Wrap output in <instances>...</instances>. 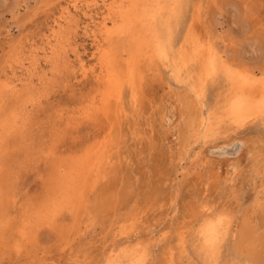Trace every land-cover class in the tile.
<instances>
[{
	"label": "rangeland",
	"instance_id": "obj_1",
	"mask_svg": "<svg viewBox=\"0 0 264 264\" xmlns=\"http://www.w3.org/2000/svg\"><path fill=\"white\" fill-rule=\"evenodd\" d=\"M74 1L0 0V264H264V112L232 114L264 94V0Z\"/></svg>",
	"mask_w": 264,
	"mask_h": 264
},
{
	"label": "bare ground",
	"instance_id": "obj_2",
	"mask_svg": "<svg viewBox=\"0 0 264 264\" xmlns=\"http://www.w3.org/2000/svg\"><path fill=\"white\" fill-rule=\"evenodd\" d=\"M84 1V0H83ZM108 1V0H107ZM180 1H182V0H180ZM179 1V2H180ZM128 2V1H127ZM79 3H80V0H75L74 1V4H73V6H74V8L75 9H77L78 10V5H79ZM120 4H121V6H120V9H121V11L122 10H124V3H123V1L121 0L120 2H119ZM172 4V3H171ZM155 5V4H154ZM179 5H181L180 3H179ZM126 6V5H125ZM167 6V5H166ZM171 7V6H170ZM108 8V7H107ZM129 9V8H128ZM177 9H179L178 7H177ZM113 8L111 7V8H109V12H113ZM162 10V9H161ZM76 11V10H75ZM128 11V10H127ZM137 11L138 10H134V12L132 13V15L133 16H135V18H137L138 19V14H137ZM178 11V10H177ZM166 12H168V11H166ZM180 12V11H179ZM176 13V12H175ZM178 13V12H177ZM168 14V13H167ZM178 14H180V13H178ZM177 14V16H179ZM165 15V14H164ZM170 15V14H169ZM143 16H145V15H143ZM125 18V17H124ZM134 18V17H133ZM132 18V19H133ZM174 18V17H173ZM136 19V21L135 22H137L138 20ZM59 20V19H58ZM62 20L64 21V23H66V24H70L71 23V21H72V17H71V12L69 11V9H66L63 13H62ZM93 20H94V18H93ZM107 19L106 18H104V22H103V24H100V25H96L95 24V26L98 28L99 27V29L101 30V33L102 34H108V30H106V24H105V21H106ZM122 21V20H121ZM134 21V20H133ZM131 22V23H134V22ZM62 22V21H61ZM93 22H95V20L93 21ZM124 22H126V24H127V21H124ZM55 23H56V21H55ZM126 24H124L123 26H125ZM57 26H62V24H60V22L59 23H57ZM68 26V25H67ZM122 26V27H123ZM128 26V25H127ZM126 26V27H127ZM134 26V25H133ZM126 27H123L124 29L126 28ZM129 28H130V26H128ZM117 28H118V26H117ZM145 28V27H144ZM52 29V28H51ZM64 29V28H63ZM62 29V30H63ZM116 29V28H115ZM118 29H121V28H118ZM123 29V30H124ZM146 29V28H145ZM53 30V29H52ZM118 31V30H117ZM127 31V30H126ZM58 32V31H57ZM121 32H123V33H125L126 34V32H124V31H121ZM122 33V34H123ZM197 33V32H196ZM100 34V33H99ZM117 34V33H116ZM115 34V35H116ZM119 34V33H118ZM134 34V33H133ZM193 34H195V33H193ZM59 35V34H58ZM54 31L52 32V34L51 35H49V36H47L48 37V45H52V42H53V39H55L56 38V36H58ZM65 35V34H64ZM120 35V34H119ZM127 35V34H126ZM125 35V36H126ZM98 36V35H97ZM108 36H109V34H108ZM111 36V35H110ZM120 36H122V35H120ZM120 36H115V39L117 38V37H120ZM128 36V35H127ZM126 36V38L128 39V38H130L129 36L127 37ZM123 37V36H122ZM59 38V37H58ZM145 38V37H144ZM153 38V37H152ZM187 38V37H186ZM61 39H63V38H61ZM112 39V38H111ZM117 39H119V38H117ZM117 39H116V41H117ZM124 39V38H123ZM64 41V40H63ZM116 41H113V43L114 42H116ZM59 42V41H58ZM62 42V41H61ZM60 42V43H61ZM69 42V41H68ZM123 42V41H122ZM122 42H120V43H122ZM125 42H127V41H125ZM157 42V41H156ZM155 42V43H156ZM189 42V41H188ZM190 42H192V41H190ZM113 43H112V45H113ZM119 43V44H120ZM131 43V42H130ZM133 43H135V45L137 46V49H139V48H141V45L144 43L143 42V40L141 39V38H139V40H138V38L135 40V41H133ZM185 43V42H184ZM67 44V43H66ZM118 44V45H119ZM188 44V43H187ZM187 44H186V48H187ZM71 45V44H70ZM111 45V44H110ZM153 45V44H152ZM193 45V44H192ZM159 46V45H158ZM184 46H185V44H184ZM49 47V46H48ZM52 47V46H51ZM59 47V46H58ZM69 47V46H68ZM112 47H114V46H112ZM112 47H110V48H112ZM62 48H64V47H62ZM110 48H108V49H110ZM117 48H118V46H117ZM133 48H135V47H133ZM153 48V47H152ZM190 48V47H189ZM208 48V47H207ZM66 49V48H65ZM74 49V48H73ZM127 49V48H126ZM131 49V48H130ZM180 49V48H179ZM45 50V49H44ZM76 50V49H75ZM117 50V49H116ZM133 50H135V49H133ZM161 50V49H160ZM158 51L159 53H161V51ZM211 50V49H210ZM66 51V50H65ZM113 52L115 51L114 49L112 50ZM120 50H118V52H119ZM124 51V50H123ZM131 51H132V49H131ZM137 51H139V52H137V53H140V49L139 50H137ZM144 51V50H143ZM182 51H183V49H182ZM193 51H194V49H193ZM199 51V50H198ZM36 52V51H35ZM52 52V51H51ZM78 52V51H77ZM105 52V51H104ZM107 52V51H106ZM130 52V51H129ZM133 52V51H132ZM136 52V51H135ZM157 52V53H158ZM174 52V51H173ZM187 52V51H186ZM40 53V52H39ZM66 53H67V51H66ZM112 53V52H111ZM117 53V52H116ZM145 53V52H144ZM53 54V53H52ZM105 54V53H104ZM113 54H115V53H113ZM119 54V53H118ZM121 54H122V51H121ZM132 54V53H131ZM131 54H129L130 56H131ZM134 54V53H133ZM163 54V53H162ZM172 54V53H171ZM174 54V53H173ZM202 54V53H201ZM209 54V53H208ZM107 55H108V53H107ZM106 55V56H107ZM204 55V54H203ZM37 56V55H36ZM105 56V57H106ZM115 56V58H117L116 57V55H114ZM135 56H136V54H135ZM140 56V55H139ZM143 56V55H142ZM158 56V55H157ZM160 56H161V54H160ZM172 56V55H171ZM197 56V55H196ZM201 56V55H200ZM212 56H213V54H212ZM122 57V56H121ZM132 57V56H131ZM162 57V56H161ZM166 57V56H165ZM185 57H187V56H185ZM191 57H193V56H191ZM201 57H204L205 58V56H201ZM25 58V57H24ZM56 58V57H55ZM133 58V57H132ZM136 58V57H135ZM134 58V59H135ZM143 58V57H142ZM147 58V57H146ZM190 58V57H189ZM200 58V57H199ZM106 59H107V57H106ZM104 57H101L100 58V62H99V64H100V68H101V71H102V73L105 75V82H103L102 81V79H103V77H102V79H101V81H102V83L105 85H107V87H108V89H115L117 86H119L118 84H119V77H118V73H119V71H120V69L117 67V70H118V72L116 71V70H114V68H113V66L111 65V64H109L108 63V60H106ZM119 60H120V56H119V58H118ZM129 59H130V57H129ZM128 59V60H129ZM137 59V58H136ZM159 59H160V57H159ZM164 59H166V58H164ZM171 59V58H170ZM170 59H169V61H170ZM173 59V58H172ZM172 59H171V61H172ZM203 59V58H202ZM117 60V59H116ZM122 60V59H121ZM126 60V59H125ZM127 60V61H128ZM130 60H132V59H130ZM138 60V59H137ZM177 60V59H176ZM207 61H208V58L206 59ZM214 60V59H213ZM110 61V60H109ZM114 61V60H113ZM136 61V60H135ZM141 61V60H140ZM166 61V60H165ZM194 61V60H193ZM200 61H201V58H200ZM203 61V60H202ZM138 62V61H137ZM142 62V61H141ZM143 62H144V60H143ZM142 62V63H143ZM148 62H150V60H148ZM190 62V61H189ZM188 62V63H189ZM195 62H197V61H195ZM115 63H117V62H115ZM115 63H112L113 65L115 64ZM140 63V62H139ZM176 63V62H175ZM178 63H180V62H178ZM182 63V62H181ZM214 63V62H213ZM137 64V63H136ZM136 64H135V66H136ZM197 64V63H196ZM201 65H200V68H202V70H204V72H207V71H209V69L211 68V67H213V65L214 64H212V61H210V62H208V63H206V61H205V63H200ZM126 65V64H125ZM193 65V64H192ZM119 66V65H118ZM121 66V65H120ZM119 66V67H120ZM127 66H128V63H127ZM134 66V67H135ZM147 66H149V65H147ZM151 66H153V65H151ZM179 66V65H178ZM182 66V65H181ZM115 67H116V65H115ZM144 67H145V65H144ZM182 67H184V66H182ZM82 68H83V72H84V75L86 76L87 75V73H88V70H87V68H86V66L85 65H82ZM90 68V67H89ZM121 68V67H120ZM146 69H148L149 67H145ZM154 68V67H153ZM173 68H175V67H173ZM173 68H172V70H173ZM179 68V67H178ZM192 68H195V67H192ZM98 69V68H97ZM142 69V68H141ZM223 69V68H222ZM124 70H125V68H124ZM135 70V69H134ZM213 70V69H212ZM30 71V70H29ZM93 71V70H92ZM121 71H122V69H121ZM186 71H187V69H186ZM191 71V70H190ZM189 71V72H190ZM176 72V71H175ZM174 72V73H175ZM199 72V71H198ZM211 72H213V71H211ZM210 72V73H211ZM124 73V72H123ZM123 73H120L121 75L123 74ZM136 73H137V68H136ZM179 73V72H178ZM178 73L177 74H174V75H178ZM185 73V72H184ZM194 73V72H193ZM90 74V73H89ZM141 74H143V71H142V73ZM181 74H183L182 73V70H181ZM195 74V73H194ZM200 74H202V72L200 73ZM205 74V73H204ZM226 74H228V73H226ZM193 75V74H192ZM213 75V74H212ZM243 75V74H242ZM34 76V75H33ZM60 76V75H59ZM99 76V75H98ZM149 76V75H148ZM180 76H182V75H180ZM184 77H185V75H183ZM208 76H209V74H208ZM83 77V76H82ZM141 77V76H140ZM177 77V76H176ZM192 77V76H191ZM190 77V78H191ZM199 77H200V75H199ZM210 77V76H209ZM143 78H144V75H143ZM143 78H141V79H143ZM181 78H183V77H181ZM186 78V77H185ZM188 78H189V76H188ZM189 78V79H190ZM193 78V77H192ZM194 78H196V77H194ZM193 78V79H194ZM201 78H202V76H201ZM208 78V77H207ZM140 79V78H139ZM177 79V78H176ZM179 79V78H178ZM203 79H204V76H203ZM89 80V79H88ZM99 80V79H98ZM135 80H137V79H135ZM185 80V79H184ZM198 80V79H197ZM200 80V79H199ZM205 80V79H204ZM100 81V82H101ZM143 81H145V79L143 80ZM241 81V80H240ZM252 81V80H251ZM99 82V83H100ZM137 82V81H136ZM244 83H245V81H243ZM98 83V84H99ZM145 83V82H144ZM147 83V82H146ZM178 83V82H177ZM199 83V82H198ZM247 83V82H246ZM251 83V82H250ZM141 84V83H140ZM148 84V83H147ZM204 84V83H203ZM248 84H249V82H248ZM4 85V84H3ZM2 85V86H3ZM8 85V84H7ZM11 85V84H10ZM9 85V86H10ZM13 85V84H12ZM102 85V84H101ZM69 86V85H68ZM134 86H135V84H134ZM141 86V85H140ZM144 86H146V85H144ZM152 86V85H151ZM202 86V85H201ZM4 87H5V85H4ZM15 87V86H14ZM251 87V86H250ZM253 87V86H252ZM3 88V87H2ZM103 88H104V86H103ZM106 88V87H105ZM135 88H137L136 86L134 87V89ZM149 88V87H148ZM254 88H255V86H254ZM257 88V87H256ZM100 89V88H99ZM143 89V88H142ZM16 90V89H15ZM104 90V89H103ZM135 90H137V89H135ZM144 90V89H143ZM147 90V89H146ZM109 91V90H108ZM4 92H6L5 90H4ZM100 92H102V91H100ZM117 92V91H116ZM252 92V91H251ZM255 93H256V90L254 91ZM141 92H139V94H140ZM253 93V92H252ZM259 93H260V91H259ZM1 94V93H0ZM7 94V93H6ZM113 94H115V93H113ZM137 94V93H136ZM171 94V93H170ZM4 95V94H3ZM100 95H101V93H100ZM258 95V94H257ZM8 96V95H7ZM108 94L107 93H104L103 95H102V99H101V102L102 103H104L105 101H106V99L108 98ZM111 96H113V95H111ZM114 97V96H113ZM112 97V98H113ZM135 97V96H134ZM138 97V96H137ZM136 97V98H137ZM172 97V96H171ZM1 98V97H0ZM93 98V97H92ZM115 98V97H114ZM175 98V97H174ZM180 98V97H179ZM94 99V98H93ZM183 99V98H182ZM0 100H2V99H0ZM4 100V99H3ZM35 100V99H34ZM85 100H87V99H85ZM89 100V99H88ZM87 100V101H88ZM92 100V99H91ZM111 100L112 99H109V101H110V103H111ZM116 100H117V98H116ZM9 101V100H8ZM46 101V100H45ZM86 101V102H87ZM90 101V100H89ZM89 101H88V103H89ZM95 99L93 100V101H91V105L92 106H94L95 105ZM98 101V100H97ZM109 101H107V103L109 102ZM114 101V100H113ZM135 101V100H134ZM180 101V100H179ZM85 102V103H86ZM136 102H137V99H136ZM167 102V101H166ZM169 102V101H168ZM175 102V101H174ZM176 102H177V100H176ZM3 103V102H2ZM30 103V102H29ZM31 103H33V102H31ZM84 103V104H85ZM96 103H98V102H96ZM135 103V102H134ZM172 103V102H171ZM109 104V103H108ZM167 104V103H166ZM98 105V104H97ZM117 105V104H116ZM118 105H119V103H118ZM171 105V104H170ZM0 106H1V104H0ZM90 106V105H89ZM164 106V105H163ZM172 106V105H171ZM87 107V106H86ZM178 107H179V105H178ZM85 108V107H84ZM93 108V107H92ZM105 108V107H104ZM167 108V107H166ZM171 108V107H170ZM172 108H174V107H172ZM27 109V108H26ZM60 109V108H59ZM219 109V108H218ZM20 110V109H19ZM45 110V109H44ZM85 110H87V109H85ZM96 110H98L99 111V109L98 108H96ZM164 110V109H163ZM166 110V109H165ZM173 110H175V109H173ZM172 110V111H173ZM182 110V109H181ZM232 110H233V112H232V114H233V120L235 121V122H237V123H247L249 120H252V119H254L255 117H257V116H259V115H262V113L264 112V94H262V95H260L259 94V96L257 97V96H255V95H252V97L251 98H249V96H246V95H239V97H237V99L235 100V105H234V107L232 108ZM26 111V110H25ZM170 111H171V109H170ZM169 111V112H170ZM104 112L107 114V112H106V109L104 110ZM179 112V111H178ZM180 112H182V111H180ZM229 112V111H228ZM20 113V112H19ZM72 113V112H71ZM83 113V112H82ZM94 113H95V111H94ZM175 113V112H174ZM174 113L173 114H168V116L166 115V120H168L170 123H172L173 124V122H174V119H173V117L175 116L174 115ZM103 114V113H102ZM80 115V114H79ZM163 116L165 115V114H162ZM182 115V114H181ZM184 115V114H183ZM73 116V115H72ZM84 117H85V115H83ZM92 116V115H91ZM162 116V117H163ZM229 116V115H228ZM22 117V116H21ZM104 117V116H103ZM180 117V116H179ZM23 118V117H22ZM61 118V117H60ZM93 118H97V116H95V117H93ZM226 118H227V116H226ZM16 119V118H15ZM98 119V118H97ZM96 119V120H97ZM111 119H112V117H111ZM110 119V120H111ZM5 120V119H4ZM100 120H103V119H100ZM163 120V119H162ZM166 120H164L165 122H166ZM107 121V120H106ZM105 121V122H106ZM167 121V122H168ZM24 122V121H23ZM163 122V121H162ZM229 122V121H228ZM102 122H100V124H101ZM179 123V122H178ZM177 123V124H178ZM181 123H182V121H181ZM249 123V122H248ZM27 124V123H26ZM47 124V123H46ZM167 124V123H166ZM183 124H184V122H183ZM32 125V124H31ZM102 125H104L103 123H102ZM168 125V124H167ZM166 125V126H167ZM245 125V124H244ZM39 126V125H38ZM47 126V125H46ZM113 126H115V125H113ZM103 127V126H102ZM111 127V126H110ZM168 127V126H167ZM27 128V127H26ZM47 128V127H46ZM68 128V127H67ZM105 128H107V127H105ZM178 128V127H177ZM1 129V128H0ZM99 129V128H98ZM169 129V128H168ZM30 130V129H29ZM103 130V129H102ZM102 130H100V131H102ZM110 130H112L111 128H110ZM134 130V129H133ZM167 130V129H166ZM53 131V130H52ZM99 131V132H100ZM171 131V130H170ZM179 131V130H178ZM181 131V130H180ZM3 132V131H2ZM98 132V133H99ZM104 132V131H103ZM102 132V133H103ZM114 132V129H113V131H112V133ZM183 132V131H182ZM21 133H22V131H21ZM108 133V132H107ZM110 133V132H109ZM168 133H169V131H168ZM178 133V132H177ZM177 133H176V135H177ZM104 134V133H103ZM102 134V135H103ZM172 134H174V133H172ZM180 134H182V133H180ZM97 135V134H96ZM101 135V134H100ZM106 135V134H105ZM169 135V134H168ZM104 136V135H103ZM172 136V135H171ZM179 136V135H178ZM177 136V137H178ZM182 136V135H181ZM180 136V137H181ZM184 136V135H183ZM8 137V136H7ZM63 137V136H62ZM67 137V136H66ZM108 138H109V136H108ZM96 139V138H95ZM85 140V139H84ZM133 140V139H132ZM179 140H181V138H179ZM93 141V140H92ZM110 141H111V139H109V143H110ZM172 141V140H171ZM173 141H177L176 139L175 140H173ZM97 142V141H96ZM107 142V141H106ZM87 144V143H86ZM107 144V143H106ZM246 144H248V143H246ZM60 145V144H59ZM109 145V144H108ZM227 145V144H226ZM84 146H86V145H84ZM83 146V147H84ZM88 146V145H87ZM99 145H97V147H98ZM101 146H102V144H101ZM100 146V147H101ZM205 146V145H204ZM109 147V146H108ZM230 147V146H229ZM250 147V146H249ZM73 148V147H72ZM87 148V147H86ZM95 148V147H94ZM105 148V147H104ZM248 148V147H247ZM14 149V148H13ZM89 149H90V147H89ZM88 149V150H89ZM93 149V148H92ZM98 150H99V148H97ZM108 149V148H107ZM106 149V150H107ZM119 149V148H118ZM80 150V149H79ZM96 150V149H95ZM95 150H92L91 152H93V151H95ZM97 150V151H98ZM83 151H87V150H84L83 149ZM100 151H102L103 152V146H102V149H100ZM108 151V150H107ZM102 152H101V154H102ZM249 152V151H248ZM83 153V152H82ZM82 153H78L79 155L81 154L82 155ZM85 153V152H84ZM90 153V152H89ZM96 152H94V154H95ZM253 153V152H252ZM54 154V153H53ZM74 153L72 152V154L71 155H73ZM86 154V153H85ZM100 154V152H98V154L97 155H99ZM104 154H105V151H104ZM179 154V153H178ZM76 155L77 154H74V156L73 157H76ZM90 155H91V153H90ZM78 156V155H77ZM83 156V155H82ZM92 156H93V154H92ZM95 156H96V154H95ZM102 156V155H101ZM8 157V156H7ZM7 157H6V159H7ZM107 157V156H106ZM70 158H72V157H70ZM69 158V159H70ZM78 158V157H77ZM77 158H74V161H75V159L76 160H78ZM81 158H83V157H80V159ZM92 158V157H91ZM99 158V157H98ZM97 158V159H98ZM69 159H68V163L67 164H69V163H71V162H69ZM79 159V160H80ZM85 159V158H84ZM94 159V161H95V158H93ZM96 159V160H97ZM104 159H105V156H104ZM71 160H73V159H71ZM78 160V161H79ZM82 160V159H81ZM89 160H90V158H89ZM67 161V160H66ZM74 161H72V162H74ZM78 161H77V164H79L78 163ZM85 161H87V160H85ZM92 161V160H91ZM94 161H92V162H94ZM102 161V160H101ZM125 161V160H124ZM76 162V161H75ZM75 162L73 163V166H75L74 164H75ZM88 162V161H87ZM92 162H89V163H92ZM232 162V161H231ZM84 163V162H83ZM85 164V163H84ZM83 164V165H84ZM230 164V163H229ZM71 165V164H70ZM82 165V164H81ZM81 165H79V166H81ZM90 165V164H89ZM99 165V164H98ZM60 166V165H59ZM66 166H68V165H66ZM72 166V165H71ZM78 166V169L80 168ZM91 166H93L92 164H91ZM90 166V167H91ZM94 166L96 167V165L94 164ZM69 167V166H68ZM75 167H77V166H75ZM101 167V166H100ZM231 167V168H230ZM87 168V167H86ZM92 168V167H91ZM68 169V168H67ZM69 169H71V168H69ZM229 171H228V173H229V175L231 174V177L232 178H235L236 177V175H237V169L235 168V166H234V163H232V164H230V166H229ZM74 170V169H73ZM85 170V169H84ZM93 170H94V172H96V170L93 168ZM65 171V170H64ZM70 171V170H69ZM68 171V172H69ZM78 171V170H77ZM87 171V170H86ZM90 172H91V170H89ZM85 172V171H84ZM83 172V173H84ZM1 173V172H0ZM73 173V172H72ZM227 173V172H226ZM68 174V173H67ZM92 174V173H91ZM90 174V175H91ZM95 174H97V173H95ZM240 174V173H239ZM84 175V174H83ZM89 174H87L86 175V178H88L87 176H88ZM62 176V175H61ZM60 176V177H61ZM90 177V176H89ZM225 177V176H224ZM230 177V176H229ZM61 179V178H60ZM63 179H65V177H63ZM63 179L60 181L61 183H59V185H61L62 186V188H64V187H66V185H62V183H63ZM90 179V178H89ZM93 179V178H92ZM68 179H66V183L67 182H69V180L67 181ZM84 180H85V178H84ZM88 182V181H87ZM90 182V181H89ZM70 183V182H69ZM85 184V183H84ZM88 184V183H87ZM58 185V186H59ZM64 186V187H63ZM88 186V185H87ZM68 187V186H67ZM66 187V188H67ZM70 187V186H69ZM69 189V188H68ZM67 189V190H68ZM58 190V189H57ZM67 190H65V191H67ZM71 190V189H70ZM84 190V189H83ZM69 191V190H68ZM73 193V195H75L74 194V192H72ZM68 194V193H67ZM81 194V193H80ZM69 195H72V194H69ZM68 196V195H67ZM76 196V195H75ZM69 197H71V196H69ZM68 197V198H69ZM62 198V197H61ZM64 198H65V196H64ZM63 198V199H64ZM67 198V199H68ZM79 198V197H78ZM54 199V198H53ZM72 199H73V197H72ZM53 202V201H52ZM69 202V201H68ZM71 202V201H70ZM73 202H75V201H73ZM47 203V202H46ZM51 204V203H50ZM56 204H57V201H56ZM56 204H55V206H56ZM41 205H43L42 203H41ZM55 206H50V209H49V211H48V213H51V209L53 208V210L55 209H57V208H54ZM52 207V208H51ZM52 210V211H53ZM54 210V212H56ZM44 215V214H43ZM54 215V214H53ZM253 229V228H252ZM232 233V232H231ZM256 230H252V231H250V230H248V231H245V233H244V235H243V240H242V244L243 245H246L248 248H250L251 246H256V242H257V237H256ZM133 242V241H132ZM133 244V243H132ZM107 250H109V249H107ZM117 253V252H116ZM245 257V256H244ZM247 260H248V258H247Z\"/></svg>",
	"mask_w": 264,
	"mask_h": 264
}]
</instances>
